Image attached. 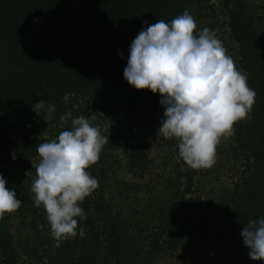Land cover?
Returning <instances> with one entry per match:
<instances>
[{
  "label": "trees",
  "instance_id": "16d2710c",
  "mask_svg": "<svg viewBox=\"0 0 264 264\" xmlns=\"http://www.w3.org/2000/svg\"><path fill=\"white\" fill-rule=\"evenodd\" d=\"M185 10L198 29L216 33L256 92L247 118L234 125L225 178L202 195L193 189L194 169L157 135L160 95L123 77L139 31ZM40 100L57 106L49 123L32 111ZM69 113L117 133L124 168L136 176L152 170L148 137H162L172 162L167 208L141 225L113 212L98 161L88 169L98 187L80 205L76 235L55 247L30 189L37 145L70 128V119L58 123ZM0 175L22 201L11 213L41 240L34 263L9 236L1 237L0 264H201L213 223L219 225L216 264H264L249 258L240 235L243 224L264 217V0H0Z\"/></svg>",
  "mask_w": 264,
  "mask_h": 264
},
{
  "label": "clouds",
  "instance_id": "9594fccd",
  "mask_svg": "<svg viewBox=\"0 0 264 264\" xmlns=\"http://www.w3.org/2000/svg\"><path fill=\"white\" fill-rule=\"evenodd\" d=\"M128 53L124 79L161 97L164 118L157 135L178 141V158L190 168H211L220 139L234 133V125L247 118L255 102L247 74L236 67L213 30L198 29L188 10L170 22L158 19L142 28ZM32 111L49 123L57 106L40 100ZM70 117L64 114L58 121L63 127L70 119V128L37 145L39 161L30 189L34 206L46 213L55 247L76 235L77 218H84L80 205L98 187L88 169L98 162L108 139L88 117ZM7 183L0 175V217L22 203ZM240 235L249 258L264 261V217L243 224Z\"/></svg>",
  "mask_w": 264,
  "mask_h": 264
},
{
  "label": "rangeland",
  "instance_id": "374dc122",
  "mask_svg": "<svg viewBox=\"0 0 264 264\" xmlns=\"http://www.w3.org/2000/svg\"><path fill=\"white\" fill-rule=\"evenodd\" d=\"M231 50V49H230ZM234 52V51H233ZM100 128L106 136L99 158L102 169L101 186L106 201L112 206L113 212L122 211L134 217L141 225L147 219L153 218L169 205L171 189L168 185L172 162L165 153L163 139L148 137L152 170L144 176L128 173L124 168V140L112 129L95 121L91 122ZM233 134L222 137L216 146L215 163L211 168L195 171V195L206 193L212 186L222 181L226 176L228 150ZM166 143L176 146L175 139H166ZM9 236L15 245L28 255L34 263L39 262L41 240L12 213H4L0 217V238ZM219 225L212 224L209 232L204 260L201 264H216L214 258L218 255ZM108 249V245L106 247ZM105 249V250H106Z\"/></svg>",
  "mask_w": 264,
  "mask_h": 264
}]
</instances>
